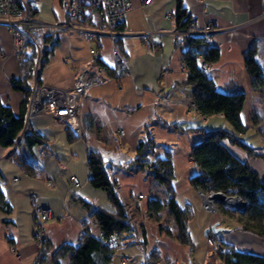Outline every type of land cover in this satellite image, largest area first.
<instances>
[{
    "label": "crops",
    "instance_id": "obj_1",
    "mask_svg": "<svg viewBox=\"0 0 264 264\" xmlns=\"http://www.w3.org/2000/svg\"><path fill=\"white\" fill-rule=\"evenodd\" d=\"M27 1L36 18L49 23L66 21L63 0ZM132 1L133 8L125 16L120 38L125 74H108L103 84L91 87L82 97L81 134L42 111L26 122L25 132L39 133L43 144L31 150L23 142L0 146V184L11 206L10 213L0 210V264H30L38 252L33 238L31 193L37 195L41 205L62 217L45 225L51 251L63 243L79 240L89 214L78 198L114 212L107 193L94 188L89 181L91 151L102 157L110 177L117 182L120 199L136 229L132 238L120 242L110 264H147L148 253L155 249L158 261L150 264H222L218 253L206 242L205 231L211 226L225 230L217 233L223 243L240 251L264 254V238L207 212L199 191L190 184V179L200 172L191 158L192 146L203 137L200 129L234 131L222 115L203 117L189 108L192 87L186 84L187 70L182 66L188 46L184 36L178 34L176 0H152L148 6L144 0ZM181 1L198 27L209 21L215 23L211 43L219 47L220 58L207 71L219 90L235 87L246 94L242 119L247 131L235 136L250 147L264 150V95L252 88L244 62L246 50L256 43V59L264 68V0ZM93 25L101 26L97 18ZM142 33H151L149 49L140 37ZM55 36L58 43L47 63L39 67V81L70 89L76 73L90 62L91 44L81 33L55 31ZM100 45L102 62L115 68L118 63L112 43L103 37ZM20 78L21 66L13 52L11 32L0 24V99L15 115L20 113L24 95L13 90L11 82ZM167 93L168 101L163 102L161 97ZM146 132L157 143L155 154L172 158L176 201L191 210L188 227L192 248L177 241V227L167 208L158 213V218L147 211L149 198L156 196L165 202L167 196L165 187L150 174L130 166ZM226 145L264 178V158L249 157L242 148L227 141ZM17 154L36 164L35 175L27 172ZM72 176L79 178V187L71 183ZM14 178H18L16 183ZM139 195L144 198L139 199ZM160 225L168 226L172 237L161 231ZM90 229L99 234L97 226Z\"/></svg>",
    "mask_w": 264,
    "mask_h": 264
},
{
    "label": "trees",
    "instance_id": "obj_2",
    "mask_svg": "<svg viewBox=\"0 0 264 264\" xmlns=\"http://www.w3.org/2000/svg\"><path fill=\"white\" fill-rule=\"evenodd\" d=\"M176 3L177 28L180 31H189L194 19L187 13L181 0H176ZM31 13L34 16L32 8ZM119 29L122 31V26ZM184 38L188 46L182 57L187 70L186 84L192 87V99L198 113L203 117L222 115L234 131L231 133L223 128L200 129L203 137L192 146L191 150V158L200 172L190 179V184L195 190L203 193L214 191L241 197L245 203L244 210L239 211L219 202L217 203V214L221 219L236 223L239 229L264 238V178H261L247 161L237 157L226 145L227 141L230 145L242 148L249 157L264 158V150L250 147L235 136V134H244L247 131L242 119L246 94L235 87L226 91L219 90L215 80L207 71V67L216 63L220 58L218 46L200 34H189ZM58 40L55 31H50L42 38L44 48L41 67L47 63ZM117 48L119 52L122 51L120 38L117 41ZM256 54L257 44L252 43L244 54L245 68L252 88L264 95V68L258 63ZM36 55L33 44L25 37L20 60L26 70V76L13 79L11 82L12 89L21 92L24 99L18 115H15L11 107L5 105L0 99V146L11 147L23 142L27 150H31L34 146L43 144V138L39 133L25 132L26 112L31 92L30 81L33 77ZM101 64L108 70L109 75L120 77L125 74L123 63H118L115 68ZM156 147L155 139L149 132H146L144 138L138 143L136 156L130 166L147 172L157 184L165 187L166 201L163 202L156 196L149 198L147 211L151 216L158 218V213L163 208H167L177 227V241L192 248L193 242L188 227L191 210L189 206L181 207L177 203L172 184L174 179L172 158L170 155L157 156ZM17 159L25 166L29 174H36L37 166L32 160L20 154H17ZM88 168L91 185L107 193L115 210L110 212L93 205L86 199L78 198L89 214L83 222L85 230L76 243L66 242L52 251L48 243L44 249L42 264H110L117 246L105 244L104 240L115 234L118 245H121L120 242L132 238L135 234L136 229L120 199L118 184L110 177L104 160L97 152L89 153ZM0 210L5 213L11 212V206L5 199L1 184ZM92 219L95 221V226L103 231L102 237L92 233L90 229ZM159 228L172 237L168 226L160 225ZM223 245L224 249L218 253L222 264H264V254L240 251L230 244L223 243ZM157 261L158 251L155 249L148 253L146 263Z\"/></svg>",
    "mask_w": 264,
    "mask_h": 264
},
{
    "label": "built area",
    "instance_id": "obj_3",
    "mask_svg": "<svg viewBox=\"0 0 264 264\" xmlns=\"http://www.w3.org/2000/svg\"><path fill=\"white\" fill-rule=\"evenodd\" d=\"M152 0H144L146 6ZM66 21L63 23H49L42 21L31 13V5L27 0H0V24L9 28L13 39V52L18 57L21 66L22 78L26 76L20 54L23 49L24 38H28L36 49V64L33 77L30 81V96L26 112V122L35 114L46 111L53 119L66 124L77 135L81 134V113L80 101L91 87L101 85L108 76V70L102 65L103 48L100 39L105 37L112 43L115 60L117 63H124V60L117 48V41L122 37L123 32L119 29L125 21L126 14L133 8L132 0H63ZM98 19L100 27L93 25V21ZM215 30V23L209 21L202 27H198L195 22L191 24L189 31H179L178 34L186 36L189 34H200L212 42L211 34ZM50 31H66L71 33H81L91 44L89 49L90 62L75 75L74 85L70 89L50 86L39 81V67L43 54L42 38ZM145 47L152 46L151 33L140 35ZM101 62V63H100ZM105 64V63H104ZM184 67V63L182 62ZM185 68V67H184ZM169 94L161 97L163 102L168 101ZM189 108L197 111L191 99ZM198 112V111H197ZM123 134V131H120ZM18 178H14V183ZM71 183L79 187V178L72 176ZM204 209L212 215H216L217 203L222 202L234 209L245 206L244 201L239 196H229L222 192H198ZM35 224L33 238L38 246V252L30 264H42L44 249L49 243L45 234V225L52 220H60V215H55L48 207L41 205L35 193L30 194ZM144 195H139L143 199ZM91 226L96 225L92 219ZM85 230L83 226V231ZM99 237L103 236V231L99 230ZM206 242L216 253L224 249L223 241L216 233L207 234ZM105 244L118 245L116 235L104 240ZM172 264H177L174 262Z\"/></svg>",
    "mask_w": 264,
    "mask_h": 264
},
{
    "label": "water",
    "instance_id": "obj_4",
    "mask_svg": "<svg viewBox=\"0 0 264 264\" xmlns=\"http://www.w3.org/2000/svg\"><path fill=\"white\" fill-rule=\"evenodd\" d=\"M245 209V206H243L242 208H240V209H236V210H239V211H242V210H244ZM220 231H222V229L220 228H216L215 226H211L210 228H208V229H206V231H205V234L207 235L208 233H210V232H213V233H218V232H220Z\"/></svg>",
    "mask_w": 264,
    "mask_h": 264
},
{
    "label": "rangeland",
    "instance_id": "obj_5",
    "mask_svg": "<svg viewBox=\"0 0 264 264\" xmlns=\"http://www.w3.org/2000/svg\"><path fill=\"white\" fill-rule=\"evenodd\" d=\"M256 134H257V132L256 131H254ZM254 132H251V133H254ZM252 139H255V138H252ZM225 230H222V231H220L221 233H223Z\"/></svg>",
    "mask_w": 264,
    "mask_h": 264
}]
</instances>
